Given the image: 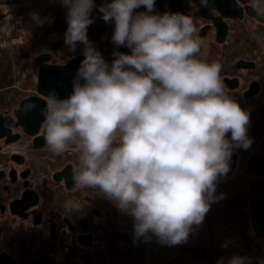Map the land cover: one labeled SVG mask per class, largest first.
Instances as JSON below:
<instances>
[{"label": "clouds", "instance_id": "obj_1", "mask_svg": "<svg viewBox=\"0 0 264 264\" xmlns=\"http://www.w3.org/2000/svg\"><path fill=\"white\" fill-rule=\"evenodd\" d=\"M61 3L65 43L85 47L73 92L47 94L49 149L62 154L75 144V186L98 187L130 214L136 238L185 242L222 197L217 181L229 172L233 149L252 143L249 112L230 95L220 61L206 59L207 41L190 15L154 12L156 0H107L100 11L115 20L112 41L131 49L114 51L109 64L87 36L95 0ZM141 5L146 11L135 12ZM249 5L264 17V0ZM246 261L234 254L227 264Z\"/></svg>", "mask_w": 264, "mask_h": 264}, {"label": "flooded vegetation", "instance_id": "obj_2", "mask_svg": "<svg viewBox=\"0 0 264 264\" xmlns=\"http://www.w3.org/2000/svg\"><path fill=\"white\" fill-rule=\"evenodd\" d=\"M153 11L193 18L208 44L206 59L220 61L230 95L250 114L252 143L233 149L230 170L217 181L222 197L183 243L136 238L130 214L98 187L75 186L80 160L74 143L55 154L44 123L35 135L14 126V151L2 149L12 142L0 145V264H212L215 243L247 235L249 225L253 230L252 193L264 179V17L249 0H156ZM104 54L111 64L114 52ZM19 103L0 112L14 116Z\"/></svg>", "mask_w": 264, "mask_h": 264}, {"label": "rangeland", "instance_id": "obj_3", "mask_svg": "<svg viewBox=\"0 0 264 264\" xmlns=\"http://www.w3.org/2000/svg\"><path fill=\"white\" fill-rule=\"evenodd\" d=\"M106 2L95 0L90 13L93 22L88 26L87 36L100 52L113 54L115 20L105 21L100 11ZM145 8L141 5L134 11ZM67 13L68 6L61 0H0V111L36 93L39 65L35 59L38 55L50 53L49 62L66 63L71 57L84 54L82 42H77L75 49L65 43ZM11 145L14 146V142ZM13 151L12 148L9 152ZM245 230V236L227 237L225 242L215 243L212 264H218L221 258L223 264H227L234 254L248 258L250 264H264V238L253 235L250 225Z\"/></svg>", "mask_w": 264, "mask_h": 264}, {"label": "water", "instance_id": "obj_4", "mask_svg": "<svg viewBox=\"0 0 264 264\" xmlns=\"http://www.w3.org/2000/svg\"><path fill=\"white\" fill-rule=\"evenodd\" d=\"M114 49L119 52L131 53V49L126 44H114ZM101 54L106 59L105 54L103 52ZM51 57L50 53H42L35 59L36 64L39 65L36 93L21 99L19 107L14 109V116H4L0 112V145L2 139L6 143L18 139L19 134L11 133L14 126H22L30 135H35L40 131L45 120L44 109L48 93L54 92L59 98H65L73 92L74 82L77 79L84 54L73 56L66 63H51L49 62ZM80 82H83V78L80 79ZM29 104L33 107L28 108ZM250 212L254 233L258 237L264 238V179L255 184Z\"/></svg>", "mask_w": 264, "mask_h": 264}, {"label": "built area", "instance_id": "obj_5", "mask_svg": "<svg viewBox=\"0 0 264 264\" xmlns=\"http://www.w3.org/2000/svg\"><path fill=\"white\" fill-rule=\"evenodd\" d=\"M12 148H13V147H12L11 144H5V145L2 147V149H3L4 151H7V152H9Z\"/></svg>", "mask_w": 264, "mask_h": 264}]
</instances>
